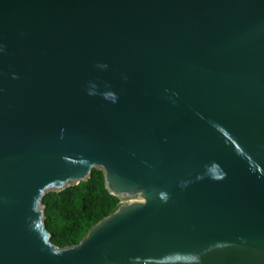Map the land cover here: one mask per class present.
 <instances>
[{"label":"water","instance_id":"95a60500","mask_svg":"<svg viewBox=\"0 0 264 264\" xmlns=\"http://www.w3.org/2000/svg\"><path fill=\"white\" fill-rule=\"evenodd\" d=\"M0 264H264V0H0Z\"/></svg>","mask_w":264,"mask_h":264},{"label":"trees","instance_id":"16d2710c","mask_svg":"<svg viewBox=\"0 0 264 264\" xmlns=\"http://www.w3.org/2000/svg\"><path fill=\"white\" fill-rule=\"evenodd\" d=\"M44 225L57 248L77 245L88 230L110 215L119 205L104 186L103 174L92 170L89 179L41 200Z\"/></svg>","mask_w":264,"mask_h":264}]
</instances>
